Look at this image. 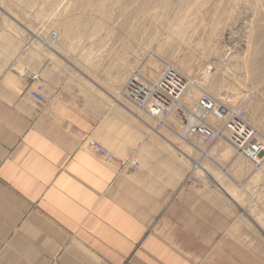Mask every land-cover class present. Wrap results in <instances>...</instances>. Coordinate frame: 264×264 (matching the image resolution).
<instances>
[{"label":"crops","instance_id":"0c3cea01","mask_svg":"<svg viewBox=\"0 0 264 264\" xmlns=\"http://www.w3.org/2000/svg\"><path fill=\"white\" fill-rule=\"evenodd\" d=\"M19 44L0 30V264H264L251 216H264L262 166L256 176L226 141L195 150L175 116L159 126L82 95L71 70ZM88 140L139 168L105 163ZM201 151L204 175L191 167Z\"/></svg>","mask_w":264,"mask_h":264},{"label":"rangeland","instance_id":"374dc122","mask_svg":"<svg viewBox=\"0 0 264 264\" xmlns=\"http://www.w3.org/2000/svg\"><path fill=\"white\" fill-rule=\"evenodd\" d=\"M0 30L18 33L20 55L44 52L45 65L73 72L82 95L121 109L139 112L135 94L124 93L129 79L152 82L170 66L196 86L195 97L182 101L185 110L210 95L243 109L264 137V0H0ZM188 142L203 147L195 138ZM194 155L196 162L200 154ZM255 211L251 216L264 231V216Z\"/></svg>","mask_w":264,"mask_h":264},{"label":"built area","instance_id":"2783aa9c","mask_svg":"<svg viewBox=\"0 0 264 264\" xmlns=\"http://www.w3.org/2000/svg\"><path fill=\"white\" fill-rule=\"evenodd\" d=\"M55 38V35L51 36ZM29 82L33 86L31 97L38 103L44 101L43 93L45 84L41 76L35 73L28 76ZM129 84L124 85L125 92L130 90L135 94V101L132 103L148 118L158 122L160 118H166L174 110L181 114L182 132H178L184 138L197 136L201 138L204 145H212L219 138V131H227L230 134V143L240 155H243L254 168H258L264 162V137L251 126L245 112L241 108H230L218 102L210 95H201L196 102L192 112L185 110V113L175 106L179 96H183L187 89V80L174 68L163 67L157 79L152 82H140L139 80L129 79ZM166 83H175L177 98L173 97L170 91L172 86ZM175 94V93H174ZM133 99V100H134ZM132 99H130L131 101ZM193 114L196 124L188 122V116ZM214 120L219 129L216 130L208 120ZM159 125V124H158ZM87 146L94 150V153L107 164H116L120 170L133 172L139 168L135 160L123 159L99 144L94 140H88Z\"/></svg>","mask_w":264,"mask_h":264},{"label":"bare ground","instance_id":"6f19581e","mask_svg":"<svg viewBox=\"0 0 264 264\" xmlns=\"http://www.w3.org/2000/svg\"><path fill=\"white\" fill-rule=\"evenodd\" d=\"M49 39L51 40V42L52 43H54L55 41H56V37L55 38H52L51 36H49ZM35 74H38V73H35ZM38 75H40V74H38ZM41 76V75H40ZM165 85H167V86H172V88H170V91H172L173 93V97L174 98H177V94L178 93H176V92H178V91H174L175 89V83H166ZM195 89H196V86H195V84H194V82H188V84H187V89H186V92L183 94V96H179L177 99H175L174 101H176L177 100V103L178 104H176L175 106H177V108L178 109H184V111H185V107H184V105H183V99L184 98H188V99H193L194 97H195V94H196V92H195ZM33 90V89H32ZM32 92V91H31ZM203 92H205L204 90H203ZM202 92V93H203ZM175 93V94H174ZM192 94H194V96H192ZM193 108H195V106H192L191 108H190V111H189V109L187 110V111H189V112H192V110H193ZM176 113L177 112V110H174L169 116H167L166 118H160L159 120H158V122H155L154 120H152L151 118V121H153V122H155L156 123V125H158L159 124V126H166V119L167 118H169L173 113ZM178 113V112H177ZM178 115H179V113H178ZM193 117V114H190L189 116H188V122L189 123H192V125L193 124H196V121H195V118H192ZM174 118V117H173ZM179 125H180V128H179V132H181V133H183L181 130H182V126H181V118L179 117ZM209 121V120H208ZM165 129V128H164ZM176 134V133H175ZM179 135V137H180V139L181 140H184V141H188L189 139H191V138H198V139H200L201 140V138H199V137H197V136H189V135H187V138H184V136H182L181 134H178ZM219 140H223V141H226V142H228L229 144H231L230 143V134L227 132V131H223V130H221V132L219 131ZM201 142H202V140H201ZM203 144V143H202ZM92 149V148H91ZM93 150V149H92ZM196 150V149H195ZM234 150H235V153L237 154V156H242V157H244L243 155H240L238 152H237V150L234 148ZM94 151V150H93ZM199 151V150H198ZM203 152L201 151V152H199V154L200 155H198V160L196 161V162H193V170L194 171H198V172H201V173H203V174H205V169L202 167V165L200 164V159H202L201 157L203 156V159L206 157V154H205V156H204V153L202 154ZM201 156V157H200ZM210 156V155H209ZM207 158V157H206ZM245 158V157H244ZM246 159V158H245ZM261 166H262V164H261ZM260 166V167H261ZM220 168V167H219ZM259 168V167H258ZM207 174V173H206Z\"/></svg>","mask_w":264,"mask_h":264}]
</instances>
